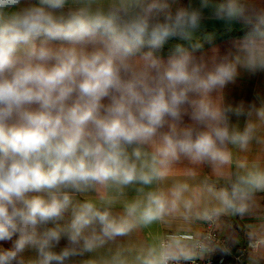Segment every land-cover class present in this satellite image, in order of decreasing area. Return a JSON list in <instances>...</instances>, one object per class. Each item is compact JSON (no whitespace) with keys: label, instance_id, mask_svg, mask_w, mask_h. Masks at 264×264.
Here are the masks:
<instances>
[{"label":"clouds","instance_id":"9594fccd","mask_svg":"<svg viewBox=\"0 0 264 264\" xmlns=\"http://www.w3.org/2000/svg\"><path fill=\"white\" fill-rule=\"evenodd\" d=\"M209 20L244 26L235 51L196 55ZM241 73H264L247 0H0V264H195L211 236L140 234L264 193V95L223 100Z\"/></svg>","mask_w":264,"mask_h":264},{"label":"crops","instance_id":"0c3cea01","mask_svg":"<svg viewBox=\"0 0 264 264\" xmlns=\"http://www.w3.org/2000/svg\"><path fill=\"white\" fill-rule=\"evenodd\" d=\"M189 2L195 5L199 3V0H181V3L185 5ZM247 2L255 9H264V0H247ZM245 31L244 26L239 23L234 24L230 29L220 22L205 21L204 26L197 33L196 41L202 47L196 52V55H204L210 58L213 55L222 56L230 51H235L234 46L238 44ZM175 43L177 41H170L162 50V54L166 56ZM187 46V43H185V47ZM258 94L264 95V73L255 76L241 73L234 84L226 87L223 100L232 103L243 100L247 103L256 100ZM233 119L235 118L233 117ZM248 155L249 158H252L255 155V149ZM199 177L214 183H223V180L213 176L211 170L206 167L199 170ZM182 179H184V176L178 171L170 178L168 183ZM205 223L193 218L185 219L178 216L167 223H157L145 228L140 237L155 240L162 235H179L184 232H190L194 236H202ZM217 225L220 233L225 235L228 242L234 247L248 245L249 242L258 240L259 245L250 249L247 261L248 264H264V193H258L255 196L247 214L242 216L224 214L217 219ZM61 243L63 244L64 241Z\"/></svg>","mask_w":264,"mask_h":264},{"label":"built area","instance_id":"2783aa9c","mask_svg":"<svg viewBox=\"0 0 264 264\" xmlns=\"http://www.w3.org/2000/svg\"><path fill=\"white\" fill-rule=\"evenodd\" d=\"M179 235H193L192 233H180ZM203 236H211V244L208 251L195 262V264H248L247 255L250 249H253L252 243L259 245L258 240L249 242L248 245L234 247L229 242L225 235H222L219 231L217 220L214 222H206ZM255 247V248H256ZM229 249L230 254L221 252L222 249Z\"/></svg>","mask_w":264,"mask_h":264},{"label":"trees","instance_id":"16d2710c","mask_svg":"<svg viewBox=\"0 0 264 264\" xmlns=\"http://www.w3.org/2000/svg\"><path fill=\"white\" fill-rule=\"evenodd\" d=\"M6 247L8 246V245H5Z\"/></svg>","mask_w":264,"mask_h":264}]
</instances>
